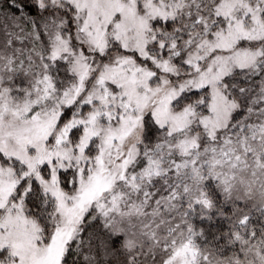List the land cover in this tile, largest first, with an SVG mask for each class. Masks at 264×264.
Wrapping results in <instances>:
<instances>
[{
    "label": "snow or ice",
    "instance_id": "6c2138e0",
    "mask_svg": "<svg viewBox=\"0 0 264 264\" xmlns=\"http://www.w3.org/2000/svg\"><path fill=\"white\" fill-rule=\"evenodd\" d=\"M0 264H264V0H0Z\"/></svg>",
    "mask_w": 264,
    "mask_h": 264
},
{
    "label": "rangeland",
    "instance_id": "374dc122",
    "mask_svg": "<svg viewBox=\"0 0 264 264\" xmlns=\"http://www.w3.org/2000/svg\"><path fill=\"white\" fill-rule=\"evenodd\" d=\"M196 97H197V94H195L194 96H192L190 99H193L194 100V99H196Z\"/></svg>",
    "mask_w": 264,
    "mask_h": 264
},
{
    "label": "trees",
    "instance_id": "16d2710c",
    "mask_svg": "<svg viewBox=\"0 0 264 264\" xmlns=\"http://www.w3.org/2000/svg\"><path fill=\"white\" fill-rule=\"evenodd\" d=\"M195 94H197V93H196V92L191 93L189 98H191V97L194 96Z\"/></svg>",
    "mask_w": 264,
    "mask_h": 264
}]
</instances>
